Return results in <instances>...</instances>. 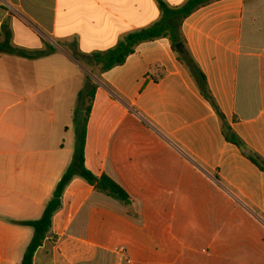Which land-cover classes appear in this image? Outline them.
<instances>
[{
  "label": "crops",
  "instance_id": "1",
  "mask_svg": "<svg viewBox=\"0 0 264 264\" xmlns=\"http://www.w3.org/2000/svg\"><path fill=\"white\" fill-rule=\"evenodd\" d=\"M188 1L0 0V46L53 50L0 52V264L22 263L34 230L20 223L41 219L72 163L91 56L158 23L160 2ZM182 33L228 124L264 160V0L215 1ZM94 77L86 167L118 183L134 215L74 179L58 240L34 264H264V172L226 140L171 42Z\"/></svg>",
  "mask_w": 264,
  "mask_h": 264
},
{
  "label": "trees",
  "instance_id": "2",
  "mask_svg": "<svg viewBox=\"0 0 264 264\" xmlns=\"http://www.w3.org/2000/svg\"><path fill=\"white\" fill-rule=\"evenodd\" d=\"M215 1L219 0H189L181 8H170L165 2H160L159 6L162 17L158 23L129 35L112 50L93 54L91 56V64L92 67L99 71V74H104L116 67L124 65L127 59L135 54L139 45L159 39H168L172 44V49L176 54L178 61L190 73L200 94L209 102L219 117L223 135L226 140L236 145L248 159L264 172L263 158L256 152L250 150V148L241 140V138H239L228 124L225 115L222 113L211 92L205 73L188 48L182 33V26L186 19L201 8L206 7ZM179 43L183 44V47L180 50L176 48ZM0 52L17 55L30 60H37L48 57L53 53V50L50 49L30 54L11 46L1 45ZM99 87V83L88 77L85 88L78 95L77 107L74 113L76 140L73 160L59 182L53 198L46 206L43 216L39 220L20 223L21 225L30 227L34 230V237L26 250L21 264H34L36 253L44 246V244L48 240L53 243L58 240L57 237H53V240L49 239L53 226V219L62 207V199L67 187L74 179H82L91 187H94L97 192L119 200L127 206L129 213L134 215L132 211V201L128 193L108 175L103 174L99 177L86 167L85 152L88 124ZM216 179L220 181L218 176H216Z\"/></svg>",
  "mask_w": 264,
  "mask_h": 264
},
{
  "label": "rangeland",
  "instance_id": "3",
  "mask_svg": "<svg viewBox=\"0 0 264 264\" xmlns=\"http://www.w3.org/2000/svg\"><path fill=\"white\" fill-rule=\"evenodd\" d=\"M96 70H97V69L92 70L91 68H88V69H87V75H88L89 77L93 78L94 80H96L95 77H94V75H95V76H96V75H97V76L99 75V71L97 70V72H96Z\"/></svg>",
  "mask_w": 264,
  "mask_h": 264
},
{
  "label": "water",
  "instance_id": "4",
  "mask_svg": "<svg viewBox=\"0 0 264 264\" xmlns=\"http://www.w3.org/2000/svg\"><path fill=\"white\" fill-rule=\"evenodd\" d=\"M182 47H183V44H182V43H179V44H177V46H176V48H177L178 50H180Z\"/></svg>",
  "mask_w": 264,
  "mask_h": 264
},
{
  "label": "built area",
  "instance_id": "5",
  "mask_svg": "<svg viewBox=\"0 0 264 264\" xmlns=\"http://www.w3.org/2000/svg\"><path fill=\"white\" fill-rule=\"evenodd\" d=\"M124 252H125V249H124V248L119 249V253H120V254H122V253H124Z\"/></svg>",
  "mask_w": 264,
  "mask_h": 264
}]
</instances>
